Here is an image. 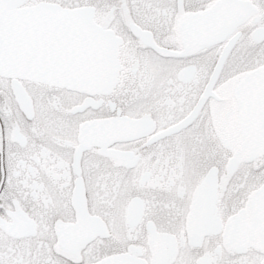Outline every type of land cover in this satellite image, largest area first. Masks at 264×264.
Wrapping results in <instances>:
<instances>
[{
  "label": "snow or ice",
  "instance_id": "obj_1",
  "mask_svg": "<svg viewBox=\"0 0 264 264\" xmlns=\"http://www.w3.org/2000/svg\"><path fill=\"white\" fill-rule=\"evenodd\" d=\"M0 264H264V0H0Z\"/></svg>",
  "mask_w": 264,
  "mask_h": 264
}]
</instances>
